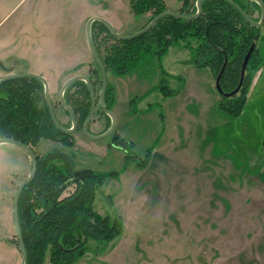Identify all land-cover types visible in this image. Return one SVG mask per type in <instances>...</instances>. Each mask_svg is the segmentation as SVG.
I'll return each mask as SVG.
<instances>
[{
    "label": "rangeland",
    "instance_id": "rangeland-1",
    "mask_svg": "<svg viewBox=\"0 0 264 264\" xmlns=\"http://www.w3.org/2000/svg\"><path fill=\"white\" fill-rule=\"evenodd\" d=\"M178 1L170 0L171 10L180 9ZM116 6L125 25L114 27L123 34L142 28L152 16L132 15L127 1ZM87 22L80 31L83 27L88 44ZM68 23L57 39L80 42L77 26L72 19ZM100 25L95 34L101 39ZM255 45L261 62L239 115L220 108L223 96L212 70L196 66L181 42L165 56L147 54L119 82L109 108L116 118L112 133L93 138L77 129L71 147L49 138L33 147L39 154L59 146L75 154L78 168L119 172L105 179L94 206L103 215L120 216L123 231L103 251L89 241L91 250L78 264H264V25ZM91 60L84 74L99 80L100 67ZM64 82L49 83L50 96L57 117L69 126L71 117L59 99ZM162 84L172 93L165 94ZM101 89L99 81L97 96ZM108 116L98 104L90 132L107 131ZM115 133L133 142L135 159L127 161L126 150L114 143ZM4 144L16 151L0 148V238L6 241L0 243V264H12L11 258L22 259L13 196L32 160L22 147ZM19 152L27 154L26 168ZM141 160L146 165H139Z\"/></svg>",
    "mask_w": 264,
    "mask_h": 264
},
{
    "label": "trees",
    "instance_id": "trees-1",
    "mask_svg": "<svg viewBox=\"0 0 264 264\" xmlns=\"http://www.w3.org/2000/svg\"><path fill=\"white\" fill-rule=\"evenodd\" d=\"M196 1L183 0L178 12L195 13ZM235 1L248 11L241 0ZM202 5L203 12L197 18L166 15L147 32L127 39L116 37L106 24L96 21L101 24L99 35L103 37L100 39L95 34L97 23H93L94 42L107 72L129 74L147 54L162 57L171 46L183 42L192 52L194 64L209 67L215 77L227 56L221 82L225 90H233L239 83L246 54L260 37L258 28L227 0H203ZM130 6L137 16L151 12L152 16L144 25L169 9L164 0H130ZM258 53L259 48L255 45L240 90L234 95H222L220 108L230 115H239L247 102L253 71L261 62ZM99 72V80L90 74L95 89L98 82H102L100 68ZM162 91L170 94L173 90L162 84ZM65 98L74 108L78 125L82 127L92 104L87 83L83 80L72 83L65 91ZM105 101L108 108L116 102L115 87L110 82ZM0 137L15 138L32 147L43 138L54 139L69 147L75 144L72 133H66L54 124L44 84L34 77L12 78L0 84ZM114 143L126 150L127 161L136 158L133 142L115 133ZM36 154L37 173L23 188L19 198L20 224L27 248L26 263L78 264L91 250L89 241L92 240L97 242L101 251L105 250L108 243L121 235L123 222L120 216L98 212L94 202L105 179L118 176L119 172L78 168L75 154L59 146ZM139 165H146L145 160ZM70 186L74 187L73 190L65 194ZM16 243L19 245L18 241Z\"/></svg>",
    "mask_w": 264,
    "mask_h": 264
},
{
    "label": "crops",
    "instance_id": "crops-1",
    "mask_svg": "<svg viewBox=\"0 0 264 264\" xmlns=\"http://www.w3.org/2000/svg\"><path fill=\"white\" fill-rule=\"evenodd\" d=\"M125 1L130 4V0H0V78L10 72L32 71L44 75L49 83H55L66 81L77 73L84 74L85 67L91 66L93 54L83 27L80 31L81 26L89 18L98 16L110 20L115 27L123 28V11L116 4ZM164 1L170 9V0ZM177 4L181 8L183 0ZM128 11L133 15L130 6ZM70 19L77 26L76 33L80 42L75 40L70 44L66 40L57 39L64 30L62 25L67 26ZM173 46L165 55L169 54ZM18 65L22 68H17ZM85 74L90 75L88 72ZM112 75H115L113 83L109 79L108 82L115 87L117 98L119 82L127 74ZM1 147L7 151H16L11 146L6 148L4 143L0 144ZM22 153L19 152L21 167L26 168L27 154ZM0 243L6 245L3 237ZM8 243L14 247L13 242ZM11 263L21 264V260L16 263L11 258Z\"/></svg>",
    "mask_w": 264,
    "mask_h": 264
},
{
    "label": "water",
    "instance_id": "water-1",
    "mask_svg": "<svg viewBox=\"0 0 264 264\" xmlns=\"http://www.w3.org/2000/svg\"><path fill=\"white\" fill-rule=\"evenodd\" d=\"M230 3H232L233 5H235L241 12L242 14L245 16V18L253 25L255 26H261L264 22V1L263 0H256L257 2H259V4L261 5L262 8V15H261V19L260 21L255 20L253 17H251L244 9L243 7L237 3L235 0H227ZM203 0H197L196 1V5H197V11L195 13H191V14H186V13H181L178 11H174L171 9H167L164 10L162 12H160L159 14H157L156 16H154L146 25H144L142 28L138 29L137 31L130 33V34H123L119 31H117L113 25V23L104 18V17H98V16H94L89 18L88 22H87V38H88V44L89 47L91 49V52L93 54V57L95 58L98 66L100 67L101 70V75H102V89L100 90L99 93V101L103 107V109L105 110V112H108V114H110L111 116V124L109 126V128L107 129V131L101 133V134H93L90 132V124L94 118V115L96 113V107L98 104V99H97V93L96 90L94 88L93 82L91 80V78L83 73H79V74H75L70 76L62 85L60 92H59V99L60 102L63 104V106L66 108V110L69 112L71 119H72V126L71 127H66L61 121L60 119L57 117L56 114V110H55V105L51 99L50 96V84L47 80V78L39 73L36 72H32V71H26V72H10L7 73L6 75L2 76L0 78V84L4 83L5 81H8L12 78H18V77H34L39 79L40 81L43 82L44 87H45V97L48 103V107L50 110V114L52 117V120L54 122V124L56 125L57 128H59L60 130L66 132V133H72L73 131H75L77 129V118H76V113L74 111V108L72 107L71 104H69L65 98V91L66 89L74 82L78 81V80H83L87 83L90 91H91V95H92V104H91V108H90V112L88 114L87 119L85 120L84 124H83V131L86 132L87 134H89V136L93 137V138H99V137H104L109 135L110 133L113 132L114 128H115V124H116V118L115 115L113 113L112 110H110L106 104L105 101V92L108 86V72H107V68L97 50V47L95 45L94 42V38H93V33H92V27H93V23L95 21H100L104 24H106L108 26V28L110 29V31L113 33V35H115L118 38L121 39H127V38H133L136 37L140 34H143L145 32H147L148 30H150L159 19H161L162 17L166 16V15H174V16H178V17H182L185 19H192V18H197L199 17L202 12H203ZM255 47V42L252 44L250 50L248 51V53L245 56V59L243 61L242 64V69H241V76H240V80L238 85L231 91H226L223 86H222V82H221V76L225 70V67L227 65V61H228V57L226 56L223 67L219 73V75L216 78V87L218 89V91L222 94V95H233L235 93H237L244 81L245 78V74H246V69H247V65L251 56V53L253 51ZM1 143H12V144H16L20 147H22L31 157L32 160V169L31 172L29 173V175L19 183L14 196H13V202H12V208H13V217H14V226H15V230H16V235L18 238V242L20 245V249L22 252V259H21V264H27L26 260H27V248L23 239V234H22V229H21V224H20V217H19V198H20V194L23 190V188L34 178V176L37 173V169H38V160H37V154L34 150V148L32 146H30L29 144L24 143L23 141L17 140L15 138H11V137H0V144Z\"/></svg>",
    "mask_w": 264,
    "mask_h": 264
},
{
    "label": "flooded vegetation",
    "instance_id": "flooded-vegetation-1",
    "mask_svg": "<svg viewBox=\"0 0 264 264\" xmlns=\"http://www.w3.org/2000/svg\"><path fill=\"white\" fill-rule=\"evenodd\" d=\"M245 5H246V8H247V10L248 11H246L244 8V10L251 16V17H253L255 20H257V21H260V19H261V15H262V8H261V5L259 4V2H257L256 0H241ZM264 1V0H263ZM237 2V1H236ZM238 3V2H237ZM263 25H264V22H263V24L261 25V26H256V28H258V31H259V34H260V36H261V33H262V27H263ZM255 26V25H254ZM259 39V38H258ZM258 39H257V41H258ZM247 70V69H246ZM246 75V74H245ZM217 78V77H216ZM45 88V87H44ZM226 91H228V90H226ZM231 91V90H230ZM100 93V92H99ZM234 95V94H233ZM225 96H227V95H225ZM97 99H98V104H100L101 105V103H100V101H99V94H98V96H97ZM98 104H97V106H98ZM101 108L103 109V107H102V105H101ZM66 109V108H65ZM104 110V109H103ZM96 111H97V107H96ZM69 113V112H68ZM70 115V114H69ZM71 117V116H70ZM77 118V117H76ZM111 118V117H110ZM111 124V123H110ZM72 126V119H71V125H69V126H66V127H71ZM77 129H82L83 130V125H82V127H79V125H78V122H77ZM76 129V130H77ZM75 130V131H76ZM74 132V131H73ZM73 132H72V134H73ZM99 134H101V133H99ZM118 134V133H117ZM74 135V134H73ZM115 135V134H114Z\"/></svg>",
    "mask_w": 264,
    "mask_h": 264
}]
</instances>
